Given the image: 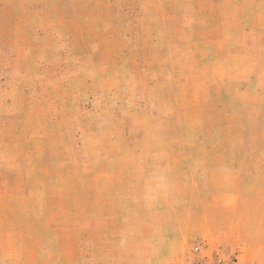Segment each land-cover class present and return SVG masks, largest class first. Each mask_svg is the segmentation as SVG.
<instances>
[{"label": "rangeland", "instance_id": "obj_1", "mask_svg": "<svg viewBox=\"0 0 264 264\" xmlns=\"http://www.w3.org/2000/svg\"><path fill=\"white\" fill-rule=\"evenodd\" d=\"M0 264H264V0H0Z\"/></svg>", "mask_w": 264, "mask_h": 264}]
</instances>
